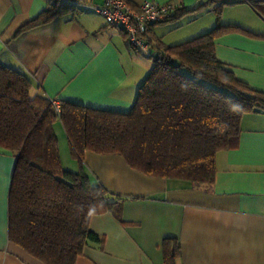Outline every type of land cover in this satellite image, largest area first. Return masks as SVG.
Returning a JSON list of instances; mask_svg holds the SVG:
<instances>
[{
    "label": "crops",
    "instance_id": "crops-1",
    "mask_svg": "<svg viewBox=\"0 0 264 264\" xmlns=\"http://www.w3.org/2000/svg\"><path fill=\"white\" fill-rule=\"evenodd\" d=\"M51 1L55 0H0V64L24 72L33 93L128 111L149 68L121 30L94 8L101 0H57L71 5L50 21L16 34ZM128 1L138 5L144 0ZM154 1L201 6L190 13L202 19L197 32L207 31L218 20L257 34L221 35L215 39L214 53L237 79L264 91V16L249 3ZM258 1L264 15V0ZM163 23L146 31L150 55H155L158 42L173 44L161 36ZM53 128L59 147L56 129L65 132L59 120ZM14 162V154L0 146V264H45L8 239L7 200ZM61 164L70 171L80 169L78 162L71 167ZM82 169L92 184L102 185L117 201L119 217L108 211L91 216L89 230L101 242L87 244L75 264H164L165 237L179 243L176 264H264V111L245 113L237 144L216 153L211 188L146 175L119 154L86 151Z\"/></svg>",
    "mask_w": 264,
    "mask_h": 264
},
{
    "label": "trees",
    "instance_id": "trees-1",
    "mask_svg": "<svg viewBox=\"0 0 264 264\" xmlns=\"http://www.w3.org/2000/svg\"><path fill=\"white\" fill-rule=\"evenodd\" d=\"M245 1L264 16L258 0ZM70 5L49 2L16 34L50 21ZM200 7L175 5L165 20L146 24L145 37L150 25ZM214 10L218 17L219 6ZM229 32L257 35L217 20L184 42H158L153 66L128 111L59 100L56 112L48 97L32 92L24 72L0 64V146L15 156L7 200L9 241L45 264H75L87 244L101 242L89 230V220L107 211L118 218L117 201L102 185L89 181L82 169L86 151L119 154L146 175L211 188L216 153L237 144L245 113L264 111V91L237 79L215 57V39ZM57 120L79 164L77 171L61 164L53 128ZM161 250L164 264H176L180 246L175 238H163Z\"/></svg>",
    "mask_w": 264,
    "mask_h": 264
},
{
    "label": "built area",
    "instance_id": "built-area-1",
    "mask_svg": "<svg viewBox=\"0 0 264 264\" xmlns=\"http://www.w3.org/2000/svg\"><path fill=\"white\" fill-rule=\"evenodd\" d=\"M94 8L108 24L118 27L124 33L128 44L134 50L151 54L152 46L145 37V26L168 18L173 13L175 5L169 2L144 0L133 7L126 0H101ZM49 100L53 109L59 112L60 101L57 98Z\"/></svg>",
    "mask_w": 264,
    "mask_h": 264
},
{
    "label": "rangeland",
    "instance_id": "rangeland-1",
    "mask_svg": "<svg viewBox=\"0 0 264 264\" xmlns=\"http://www.w3.org/2000/svg\"><path fill=\"white\" fill-rule=\"evenodd\" d=\"M199 15L193 16L192 14H184L178 16L176 19L169 21L167 23H163L165 27H163L162 33L166 42L181 43L193 37H196L202 32H197V24L201 22ZM135 53L140 56L143 62L146 63V66L150 69L153 66L154 59L157 56V51H155V55L153 57L148 56L147 53L143 51L134 50ZM60 126V124H59ZM61 127V126H60ZM59 128V127H58ZM62 130V129H61ZM57 136L59 140V155L61 157V161L65 167H71L75 165L76 160H74L69 152L67 141L63 131L59 132V129H56Z\"/></svg>",
    "mask_w": 264,
    "mask_h": 264
}]
</instances>
